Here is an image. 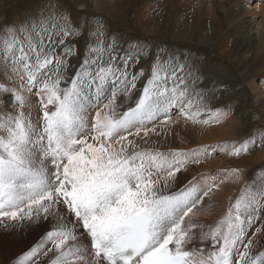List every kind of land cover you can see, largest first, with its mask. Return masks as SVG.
Returning a JSON list of instances; mask_svg holds the SVG:
<instances>
[{
  "label": "snow or ice",
  "instance_id": "obj_1",
  "mask_svg": "<svg viewBox=\"0 0 264 264\" xmlns=\"http://www.w3.org/2000/svg\"><path fill=\"white\" fill-rule=\"evenodd\" d=\"M219 90L198 55L124 40L65 0L0 20V242L34 237L15 264H264V163L212 223L196 217L215 178L186 176L207 147L241 157L257 138L164 148L180 120L227 115Z\"/></svg>",
  "mask_w": 264,
  "mask_h": 264
},
{
  "label": "rangeland",
  "instance_id": "obj_2",
  "mask_svg": "<svg viewBox=\"0 0 264 264\" xmlns=\"http://www.w3.org/2000/svg\"><path fill=\"white\" fill-rule=\"evenodd\" d=\"M101 1L65 0V7L75 4L76 15L81 20L89 14L103 18L108 24V31L122 36L124 40L147 38L148 43L160 49L198 55L201 65H207L212 70L215 86L220 89L216 95L221 101L216 107L227 112L225 119L233 118L237 122V126L230 127L228 120L225 121L223 130L231 131L227 139L253 137L256 132L264 130V99L261 102L257 97L264 92V88H260L261 79H264V45L256 41V34L248 39L250 34L242 32L240 27L241 20L256 24L264 22V0H230L231 15L221 14L220 0H212L213 13L217 12L213 15H220L219 18L209 17L210 14H204L203 18L198 16L188 0L180 1L178 6L174 4L177 0H106L108 7L105 9L99 4L95 6ZM30 3L31 0H0V20H14ZM217 37L220 38L214 44ZM257 43L259 48H255ZM234 91L237 93L233 94ZM172 119L179 117L173 114ZM213 145H219V142ZM222 153L223 148L207 147L201 159L208 163L220 159ZM233 164L234 168L240 167ZM215 182L219 183L220 177Z\"/></svg>",
  "mask_w": 264,
  "mask_h": 264
},
{
  "label": "bare ground",
  "instance_id": "obj_3",
  "mask_svg": "<svg viewBox=\"0 0 264 264\" xmlns=\"http://www.w3.org/2000/svg\"><path fill=\"white\" fill-rule=\"evenodd\" d=\"M180 1L182 0H177L174 2V4L178 6L180 4ZM188 1L191 3V6L193 5L192 11L198 16L203 18L204 14H207L208 16L210 14L209 17H215V16H217L216 18L220 17V15H215V16L213 15V14H217V12L213 13L214 7H213L212 0H196V1L188 0ZM101 2L95 3V6H98L99 4V6L103 9L108 7L106 4V0H103ZM229 2L230 0H223V1L220 0L219 10L221 11V14L231 15V13L229 12L230 6H228ZM248 6L250 7V5ZM249 21L248 20L240 21V24H241L240 27L242 28L241 31L246 32L247 34H250L248 35V39H252V35L256 34L255 35L256 41H259L260 45H264L263 44L264 42V22L263 23L261 22V24L260 23L256 24L254 22H249ZM219 38L220 37H217V39L214 41V44L215 43L217 44V40ZM258 45L259 44L257 43L255 48L257 47L259 48L260 46ZM220 48H222V46H220ZM261 82H262V85L260 86V88H264V79H261ZM222 86L223 85L221 84L220 87ZM235 92L236 91L232 93L234 94ZM257 97L261 99V102H263L262 100L264 99V92L259 93ZM235 112H236V109H235ZM226 116H223L219 123H213L212 125H209V126H205V125L193 126L190 122H185L184 120H181L180 128L177 130L176 135L168 137V143L164 145L165 149L174 147L177 149L183 148L185 149V151H190L192 149L198 148V146H211L214 144V142H217V141L219 142V145L225 144V143H228L230 145L232 144V142L241 143L244 140L250 138V137L244 136L240 139H237V138L231 139V140H229L230 138L227 139L226 136L227 134H230L231 131L230 129L223 130L225 127L224 126L225 121L228 120V119H225ZM228 122L230 124L229 125L230 127L235 126V125L237 126V122H235L233 118L232 119L230 118ZM259 134H260V131L254 134V136L257 138L256 149L246 154H243L241 157H231L228 155V149L223 148V153L221 154L220 159L212 160L208 163L200 159L199 163L194 164L189 169L188 173L186 174L187 179L189 180L193 176H196L197 173H211L212 176L207 177V179L208 178L216 179L220 177V182L217 183L218 187L213 190L211 197L209 198L208 204L205 205V210L198 213L196 219H198L201 222H205V223H212L214 221L219 220L227 211L229 204L234 203L235 199L240 195L241 190L245 186V183L252 184L254 186L253 187L254 191L258 189L259 173L261 172L259 165L264 163V143L259 142ZM234 137H235V134H234ZM237 146H239V144H237ZM218 160L220 161L219 164L217 163ZM233 163H236L235 165H240V167H237L239 168L241 172V176L239 178L234 176L229 171L231 169H234ZM183 178L184 177L182 176V179ZM33 239L34 237H26L23 241H18V242H12L11 240H8L7 242H0V264H3L5 260H10L11 264H15L16 260L21 258L24 252L27 251L28 246L32 242Z\"/></svg>",
  "mask_w": 264,
  "mask_h": 264
}]
</instances>
